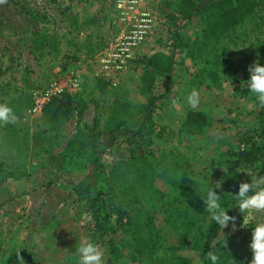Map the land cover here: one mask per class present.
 Here are the masks:
<instances>
[{
	"label": "rangeland",
	"instance_id": "374dc122",
	"mask_svg": "<svg viewBox=\"0 0 264 264\" xmlns=\"http://www.w3.org/2000/svg\"><path fill=\"white\" fill-rule=\"evenodd\" d=\"M175 1L146 0L152 33L117 86L101 81L104 88L90 61L117 33L111 0L0 3V104L17 117L0 122V264H19V251L25 264H78L75 246L82 239L101 246L103 264H169L172 249L183 247L178 213L195 223L191 233L201 231L196 206L225 168L217 161L220 151L232 146L234 135L263 128L247 82L250 65L258 60L264 66V3L246 23L206 46L198 17L177 29ZM157 52L173 56V74L167 86L158 77L144 96V60ZM68 73L80 76L72 98L85 104L83 116L79 122L77 108L62 125H51L30 112L32 95ZM193 89L199 92L196 108L185 100ZM149 96L158 100L135 144L159 164L162 182L154 184L155 174L143 159L131 158V147L107 150L98 163L113 202L110 231L99 236L85 214L79 217L94 159L88 129L97 123L96 132L111 133L139 117ZM189 109L211 114L213 129L190 136L184 124ZM245 215L243 224L244 214L234 213L236 230L230 222L219 239L230 242L237 231L252 235L264 223V212Z\"/></svg>",
	"mask_w": 264,
	"mask_h": 264
},
{
	"label": "trees",
	"instance_id": "16d2710c",
	"mask_svg": "<svg viewBox=\"0 0 264 264\" xmlns=\"http://www.w3.org/2000/svg\"><path fill=\"white\" fill-rule=\"evenodd\" d=\"M263 3L264 0H176L175 9L179 19L176 27L181 30L192 18L198 17L203 25L202 43L207 46L220 41L228 33L246 23ZM173 65L172 55L157 52L146 57L140 76V93L144 96L149 94L158 77L166 78L167 86L173 74ZM98 86L104 88L106 84L99 81ZM157 100L158 97H147V105L140 116L126 124H119L111 133L96 132L97 123L88 129L93 138L94 159L90 163V180L82 189L84 202L80 205L79 217L85 214L87 226L99 236L103 237L110 231L107 227L110 223L108 207L113 202L110 186L105 179L103 168L98 163L107 150L114 145L131 147V158L143 159L155 174L154 184L158 186V182H162L159 177V164L149 154L139 151L135 144L136 138L142 136L141 129L146 120L152 118ZM249 100L257 104L253 93ZM84 108L83 102L65 95L53 98L42 108L40 115L51 125H62L71 113L77 110L78 120L81 122ZM258 121L263 126L260 133L246 131L240 133L239 137L234 135L228 140L233 141L232 146H226L218 155L217 161L225 166L226 172L223 170L220 173L219 181H223L222 188L216 191L221 196L219 201L221 206L228 210L230 216L240 212L233 195L238 194L240 182H251L247 172L264 176V107H260ZM184 124L190 136H202L213 129L214 118L209 113L189 109L185 114ZM202 198L196 206L197 213L203 218V226L199 233H191L189 228L195 226V223L186 218L185 213L184 216L178 213L177 229L183 247L180 250L172 249L169 264H212L207 257L209 251L219 257L217 264H251L253 254L249 245L252 235L237 231L230 242L219 239L222 228L209 219ZM120 222L118 219L117 225ZM136 253L139 255L137 251Z\"/></svg>",
	"mask_w": 264,
	"mask_h": 264
},
{
	"label": "clouds",
	"instance_id": "9594fccd",
	"mask_svg": "<svg viewBox=\"0 0 264 264\" xmlns=\"http://www.w3.org/2000/svg\"><path fill=\"white\" fill-rule=\"evenodd\" d=\"M3 2L4 0H0V3ZM248 71L250 73V80L247 82L249 90L255 95L256 103L264 107V66H261L257 60L249 66ZM185 100L189 107L196 108L199 104L198 90L193 89ZM175 103L174 101L173 104ZM16 120L13 109L6 104H0V122L8 124L15 123ZM247 174L251 177V182H240L238 194L233 195L237 201V208L244 214L243 224L248 222L246 213L264 212V176L251 172ZM222 183L223 181H217L211 187L204 189L206 195L202 199L206 205L205 211L209 214V219L215 221L222 229L227 228L231 222L233 231H235L236 217L230 216L228 210L221 206L219 202L221 196L216 191L222 188ZM75 247L74 255L79 257L78 264H103L104 253L98 243L90 239H82ZM249 247L253 254L251 264H264V223L257 224L253 229ZM19 252H17L19 264H25ZM207 257L212 264H217L219 260V257L211 251L207 253Z\"/></svg>",
	"mask_w": 264,
	"mask_h": 264
},
{
	"label": "built area",
	"instance_id": "2783aa9c",
	"mask_svg": "<svg viewBox=\"0 0 264 264\" xmlns=\"http://www.w3.org/2000/svg\"><path fill=\"white\" fill-rule=\"evenodd\" d=\"M111 3L117 13V33L90 62L95 65L96 80L116 87L119 78L151 35L154 17L145 10L146 0H111ZM80 85V76L75 73L52 80L44 89L33 92L30 112L40 114L53 98L74 96L80 91Z\"/></svg>",
	"mask_w": 264,
	"mask_h": 264
}]
</instances>
